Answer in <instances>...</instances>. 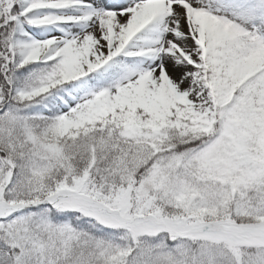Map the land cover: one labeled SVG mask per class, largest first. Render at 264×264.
Returning <instances> with one entry per match:
<instances>
[{"label":"rangeland","instance_id":"rangeland-1","mask_svg":"<svg viewBox=\"0 0 264 264\" xmlns=\"http://www.w3.org/2000/svg\"><path fill=\"white\" fill-rule=\"evenodd\" d=\"M156 1L0 0L4 247L31 249L51 264L107 262L119 250L113 243L93 246L33 211L68 197L75 205L92 200L100 222L114 213L125 224L161 221L166 232L169 222L190 227L177 232V243H152L151 226L138 250L124 254L127 264H264V0H205L234 33L210 52L190 39L204 16L199 0H171L180 3V18L177 4L162 17ZM128 11L138 17L133 26L121 17L102 23ZM50 14L51 24L38 30V19ZM57 52L68 60L54 67L48 60ZM45 107L62 117L64 136L105 128L116 113L137 119L120 132L123 151L115 160L104 137L73 145L41 139L36 117ZM181 109L211 139L182 153L155 146L164 121ZM253 123L256 134L248 132ZM102 157L120 162V186L96 185L92 173Z\"/></svg>","mask_w":264,"mask_h":264},{"label":"trees","instance_id":"trees-1","mask_svg":"<svg viewBox=\"0 0 264 264\" xmlns=\"http://www.w3.org/2000/svg\"><path fill=\"white\" fill-rule=\"evenodd\" d=\"M27 1L28 0H24L26 3ZM32 1L36 3L38 0ZM41 22L42 23L40 25L43 26L48 21L42 20ZM66 59V55L57 53L48 60V63L54 64V67H59L60 65H64V61ZM35 63L40 64L41 62L36 61ZM45 110L46 111L39 113L38 117H36L39 124H41V127L38 131L41 139L48 143H70L73 145L75 142L78 143L90 140L97 141L101 137H104L107 141H112L111 144L113 145L112 147L110 146V152L116 154V157H114L115 160H119L118 156L121 153L119 151H123V149H121L122 144L118 143L117 141L119 139L120 132L123 131L126 124L137 119L130 111L116 113L108 119L107 127L105 128L86 126L82 129L71 131L68 133V135L63 136L61 125L62 120L60 116L49 114L51 110L49 108H46ZM51 112L54 113L52 110ZM239 112H241V109ZM185 115L186 112L181 109L180 111L176 112L174 116L165 120L162 127V135L157 137V139L154 141L155 146L159 147L160 149H168L171 152L182 153L198 148L211 139V137L207 135L200 126L192 124L190 121L184 119ZM256 124L257 123H253L252 127L248 129L250 134L257 133L258 128ZM110 160H105L103 157L100 158L92 173V175L94 174V181L96 182V185H100L102 188H108L113 184L119 186L121 185L120 173L116 167H114L115 164L120 162L116 161L112 163ZM133 178L135 177L133 176ZM121 188L124 189L126 187L122 186ZM75 198L78 199V196H75ZM93 204L94 202L92 200H87V204L75 205L73 204L72 198L62 197V202H57L54 205L45 204L44 206H40V204H37L35 207H33V211L35 212L36 210V212H44L49 217L50 222H55L57 224L72 228L73 231H75L74 234H77L78 238L83 241H87L88 243H92V245L94 244L93 246L103 248L104 246L102 247V244L97 242L101 240L111 242L117 248H119L118 251L114 249L107 262L101 264H127L124 254L129 250H138L140 237L144 234H147L146 232L151 226H154L156 229L155 232L153 231L148 233L152 243H156L161 240L177 243L181 238L176 236L177 232L184 233L191 230L190 227L176 230V225L169 222L170 229L169 232H166L165 227L159 225L161 221H152L151 223L148 222L146 224L144 219L139 218L135 219L131 223L125 224L120 222V220L117 218V215L114 213L107 214V216L111 217L112 222H100L97 219L99 210L93 208ZM114 223L119 225H115ZM197 235H200V233ZM197 235H194L193 237ZM186 238L187 239H184L186 243L191 244L193 242V239H190L189 237ZM0 246H3L1 242ZM77 247L79 246L74 245V249H77ZM4 248L5 251L0 249V264H51L49 259L41 261L37 258H34L35 253L31 249L23 250L20 248L19 250L15 249L13 246ZM120 252H122V255ZM83 255L84 254L82 253L81 256ZM75 262L83 264L80 261H72V263ZM91 264L94 263L91 262Z\"/></svg>","mask_w":264,"mask_h":264},{"label":"bare ground","instance_id":"bare-ground-1","mask_svg":"<svg viewBox=\"0 0 264 264\" xmlns=\"http://www.w3.org/2000/svg\"><path fill=\"white\" fill-rule=\"evenodd\" d=\"M176 4V9L179 10L174 11V18H180L182 14L180 12V3H176L171 0H161L154 2V7L156 8V11L160 13V15H163L162 17H166L167 15H170L173 12V10H171L169 6H173ZM197 6L204 12V16H201L200 20L202 21L198 23L201 28L198 29L195 25L191 26L190 39L193 42L195 41L196 45L203 47L208 52H210L218 45V42L216 43V40H220V38L221 40H223L224 38L229 36L230 33L234 34L232 32L233 27L230 20H227L225 14H223L222 12L216 14L209 13L208 6L206 5L205 0H199ZM120 17L129 20L130 26H133L134 23H138L136 22V19H138V17L132 11L120 14H107L105 20L102 23L109 21H112L114 23L115 20ZM103 45L104 43H102L100 47H103ZM194 49H196V47L192 48V50Z\"/></svg>","mask_w":264,"mask_h":264}]
</instances>
